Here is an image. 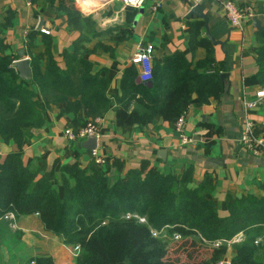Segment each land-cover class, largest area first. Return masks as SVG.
Wrapping results in <instances>:
<instances>
[{
  "label": "crops",
  "instance_id": "0c3cea01",
  "mask_svg": "<svg viewBox=\"0 0 264 264\" xmlns=\"http://www.w3.org/2000/svg\"><path fill=\"white\" fill-rule=\"evenodd\" d=\"M86 1L64 0L65 4L92 19V25L78 31L66 23V12L46 0H30L29 3L0 0V39L3 52L13 56L12 62L19 57L17 51L21 49L22 56L28 59L30 55L41 53L40 64L43 65L44 43L37 28L40 24L48 29L50 52L58 65L63 66L61 52L70 51L79 32L84 34L79 52L88 63L87 73L106 81L107 107L94 116L99 119L96 150L105 159L102 167L114 172L115 177H122L127 169L138 167L142 161L147 168L173 174L190 165L193 183L199 182L205 173L211 176L209 196L214 200L218 215L227 213V196L238 197L248 192L261 194L259 182L264 178V145L257 153L248 152L241 146L238 135L243 115L253 121L257 132L264 133V98L247 105L255 99V90L264 85V75L261 81L256 62L258 51L264 58V52L260 51L264 46V0H233L238 5H250L252 9V16L241 28L227 23L219 0H199L203 3L209 34L214 40L222 41L221 44L213 43L205 34L201 17L186 15L189 6L197 0H159L154 10L150 9L151 0H143L138 6L123 5L118 0H97L99 2L90 5L91 8L83 9L81 2ZM6 17L7 24L1 26ZM253 17L258 19L261 28L254 27ZM28 30L37 32L31 45L26 47ZM138 42L152 44V65L160 66L167 56L177 53L192 66L209 50L214 63L221 65L219 73H227L222 82L220 80L221 91L217 97L187 104L180 113L183 122L179 131L174 128V122L169 123L160 114L143 124L134 122L118 126L115 123L117 97L122 92L119 83L122 71L132 66L136 72L134 82H143L137 76V64L130 60ZM147 85H151V81ZM60 106L62 104L46 109L43 124L28 128L20 145L25 164L52 168L50 182L58 194L62 192L59 167L62 164L86 167L90 161L88 149L80 144L82 139H69L64 130L74 131L92 118L81 108L58 113ZM131 107L133 103L130 102L128 109ZM180 134L187 136V141L182 142ZM160 148H163L162 153H158ZM14 149L16 145L11 139L0 138V159L5 152ZM113 159L120 161L119 168L113 165ZM12 221L14 227L9 225L7 218L0 217V253L4 252L3 247L7 249L8 242L13 247L10 252L14 251L9 257H15V264L39 256H50L53 264H74L70 248L64 245L60 235L44 229L37 213L14 215ZM168 228L159 229L160 235L167 240L176 233L169 232ZM237 233L241 238H228L223 242L225 252L219 259L221 263L212 264H237L231 258L243 238L241 232ZM190 237L200 244H211L197 235ZM3 256L6 255L0 258Z\"/></svg>",
  "mask_w": 264,
  "mask_h": 264
},
{
  "label": "trees",
  "instance_id": "16d2710c",
  "mask_svg": "<svg viewBox=\"0 0 264 264\" xmlns=\"http://www.w3.org/2000/svg\"><path fill=\"white\" fill-rule=\"evenodd\" d=\"M46 1L67 13L66 23L73 29L82 31L93 23L89 15L64 0ZM7 22L6 17L1 26ZM38 31L44 43L45 63L40 64L41 53L30 55L29 80L18 76L11 63L13 56L3 52L0 39V138H9L16 145L0 159V217L5 211L13 215L36 212L44 229L60 235L64 245L70 249L78 245L74 264H212L225 252L224 243L200 244L190 236L197 235L211 243L228 239L236 232H241L243 238L232 260L237 264H264V178L259 182L261 194L227 196V213L218 215L209 196L211 176L205 173L193 183L190 165L173 174L147 168L142 161L138 167L127 169L123 177L116 176L109 182L103 167L92 159L86 167L62 164V192L58 194L50 182L51 167L44 169L22 161L20 145L26 130L41 126L44 111L50 106L62 104L58 113L81 108L94 117L108 103L105 79L87 73L88 63L80 55L84 34L79 32L70 51L61 52L63 66H59L49 50L48 34ZM36 32L27 31L26 47ZM260 49L264 52V46ZM173 54L160 66L152 65L151 85L134 82L136 72L132 66L122 71L116 125L143 124L155 114L172 123L188 103L218 96L221 65L214 63L209 50L192 66L179 54ZM256 62L262 81L264 58L259 51ZM130 102L133 107L128 109ZM113 165L119 168L120 161L113 159ZM133 213L142 215L145 221H138ZM166 225L179 237L167 240L160 234H151V229ZM256 237L259 239L254 241ZM23 264L53 261L50 256H39Z\"/></svg>",
  "mask_w": 264,
  "mask_h": 264
},
{
  "label": "built area",
  "instance_id": "2783aa9c",
  "mask_svg": "<svg viewBox=\"0 0 264 264\" xmlns=\"http://www.w3.org/2000/svg\"><path fill=\"white\" fill-rule=\"evenodd\" d=\"M123 5H131V6H138L143 0H118ZM152 3L150 4V9L154 10L159 5V0H151ZM199 1V0H197ZM224 12V17L227 21V23L231 26L241 28L244 24L245 20L252 16V9L250 5L243 4L238 5L233 0H219ZM30 0H26V3H29ZM40 31H43L45 33L48 32L47 29L40 28ZM152 44L150 42L136 43V49L132 53L130 60L131 62H134L138 66V72L137 76L140 81H147L151 78V71H152V61H151V55H152ZM255 99L252 101H249L247 105H252L254 103H257L260 99L264 98V85L261 87H258L255 92ZM183 122V116L180 114L174 121V128L176 130H180V127ZM66 137L69 139L72 138H79L83 139L87 136H93L96 140V138L99 135V119L97 117H92L87 119L82 125H79L74 131L66 128L64 130ZM187 136L184 134H180V140L182 142L187 141ZM238 139L240 141L241 146L251 153H257L260 151L261 147L264 145V133L263 132H255L254 131V123L251 119L247 118L245 115H243L242 118V128L241 132L238 135ZM88 154L90 156V159L93 160L94 163L103 166L105 163V159L103 156L98 154L96 150V144L94 147H91L88 149ZM36 213V212H35ZM136 217V219L140 222H144V217L142 215H137L135 213L132 214ZM125 216H129V214H125ZM3 218H7L9 221V225L11 227H14V222L12 221V218L14 217L13 213L11 211H5L2 214ZM151 234L157 235L160 234L159 229L150 230ZM173 238L179 237L178 233H172ZM239 239L241 238V234L237 233L230 237L229 239ZM228 239V240H229ZM258 237L254 239V241H257ZM224 241H227V239H217L211 242L212 245H218L220 243H223ZM78 250V245L75 244L72 246V253H76ZM75 251V252H73ZM217 262L221 263L220 260Z\"/></svg>",
  "mask_w": 264,
  "mask_h": 264
},
{
  "label": "water",
  "instance_id": "95a60500",
  "mask_svg": "<svg viewBox=\"0 0 264 264\" xmlns=\"http://www.w3.org/2000/svg\"><path fill=\"white\" fill-rule=\"evenodd\" d=\"M203 3L201 1H194L188 8V10L186 11V15H190V14H195L198 17H201L203 19L204 22V31L205 34L209 37V39L213 42V43H219L221 44L222 41H218V40H214L212 38V36L209 34L208 29H207V25H206V14L203 12ZM140 11V9H139ZM252 24L254 25V27L256 28H261V26L259 25V21L256 17L252 18ZM37 28H44L47 29L43 26H41L40 24H37ZM48 30V29H47ZM17 55L19 56L17 59H15L12 62L13 67L16 69L17 74L19 77L24 78V79H30V67H29V59L28 57L22 56V51L21 49H19L17 51ZM226 72H220L219 73V78L222 82L223 78L226 76ZM147 84L150 83V80L145 81ZM81 146L83 148L89 149L91 147H94L96 144V140L93 136H87L85 138H83L80 142ZM160 151L158 153H162L163 152V148L159 149Z\"/></svg>",
  "mask_w": 264,
  "mask_h": 264
},
{
  "label": "rangeland",
  "instance_id": "374dc122",
  "mask_svg": "<svg viewBox=\"0 0 264 264\" xmlns=\"http://www.w3.org/2000/svg\"><path fill=\"white\" fill-rule=\"evenodd\" d=\"M103 172L107 175V178H108V181L109 182H111L112 180H114L115 179V173L113 172V173H111V172H107L106 170H105V168L103 167ZM117 176V175H116ZM122 176V175H121ZM120 177V176H119ZM123 177V176H122ZM167 226V225H166ZM172 237V236H171ZM202 239V238H201ZM258 239H259V237H258ZM6 245V247H7V249H5V247H3L2 248V251H4L2 254H4V255H6L5 257L3 256V258L1 259L0 258V264H11V263H13V264H15V257L13 258L11 255H10V257H12V258H10L9 257V254H12V252H14V251H12V252H10L12 249H13V247H12V245H10L8 242H7V244H5ZM8 248L10 249V250H8ZM71 250V249H70ZM73 252H75V251H73ZM2 254L0 253V257H2ZM73 255H75L74 253H72ZM7 262V263H6Z\"/></svg>",
  "mask_w": 264,
  "mask_h": 264
},
{
  "label": "bare ground",
  "instance_id": "6f19581e",
  "mask_svg": "<svg viewBox=\"0 0 264 264\" xmlns=\"http://www.w3.org/2000/svg\"><path fill=\"white\" fill-rule=\"evenodd\" d=\"M96 2L98 3L99 1H97V0H87L86 2H81L82 3L81 7H83V9H89V8H91L89 6L90 5L93 6V4H96Z\"/></svg>",
  "mask_w": 264,
  "mask_h": 264
}]
</instances>
